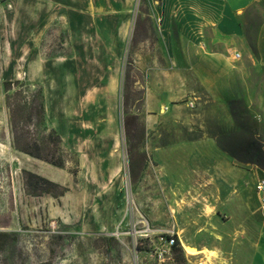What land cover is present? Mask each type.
<instances>
[{
    "label": "rangeland",
    "instance_id": "374dc122",
    "mask_svg": "<svg viewBox=\"0 0 264 264\" xmlns=\"http://www.w3.org/2000/svg\"><path fill=\"white\" fill-rule=\"evenodd\" d=\"M199 3L63 0L62 19L33 56L39 61L21 65L9 62L8 32L0 30V264L242 263L233 232L253 231L258 242L264 231L263 217L246 204L255 200V182L212 190L202 170L212 165L207 140L236 164L264 169L261 155L256 163L234 157L249 158L254 142L264 149V61L257 47L264 3L240 16L246 37L232 48L241 53L234 62L238 92L223 100L206 91L186 58L196 49L187 46L189 40L227 52L225 44L208 45L213 26L201 27L198 15L164 14ZM56 56L58 61H49ZM14 71L27 86L12 101L33 103L41 88L45 123L63 138L69 160L61 175L33 165L69 188L62 196L25 192L22 170L32 158L13 143L4 86L17 79ZM29 110L16 111V119L25 122ZM31 122L32 135L43 139L49 130L36 117ZM88 129L112 142L97 144L106 152L87 153L80 167L70 146ZM119 143V168L111 170ZM163 147L173 148L162 153ZM199 151V158H191ZM161 236L175 237L183 253ZM184 243L212 251L192 256Z\"/></svg>",
    "mask_w": 264,
    "mask_h": 264
},
{
    "label": "crops",
    "instance_id": "0c3cea01",
    "mask_svg": "<svg viewBox=\"0 0 264 264\" xmlns=\"http://www.w3.org/2000/svg\"><path fill=\"white\" fill-rule=\"evenodd\" d=\"M46 1V2H45ZM0 0V30H6L8 32L7 40L4 45L7 46V52L9 55L10 63L15 65L25 64L26 62H37L39 58L33 59V56H39L37 54L39 48L42 45V41L53 26V24L62 19L63 17V0ZM45 2V3H44ZM264 3V0H200L198 6L185 7L181 10H166L164 14H188L198 15V19L201 27L213 26L215 31L211 42H208L209 46H215L219 43L225 44L227 52L211 51L202 45L201 41H188V47H194L195 50H190L187 55V60L191 68L195 71L200 84L206 89V91L216 99H229L238 92V79L236 75L235 60L241 58L240 51L232 49L235 47V41H245L244 28L241 24L240 16L252 5ZM4 20L7 21L8 26H4ZM71 22L74 25V19L71 18ZM74 28V26H73ZM74 39V32L72 34ZM4 41V39H3ZM257 47L261 59L264 61V20L260 24L257 34ZM14 49H17L16 54L13 56ZM240 53V57H236V54ZM32 56V57H31ZM38 59V60H37ZM60 57L50 58V62H56ZM12 74L17 79H20L22 75H19V71H14ZM44 92L48 100L50 94V88L46 84L44 85ZM163 110H169V105H163ZM106 124V122H104ZM107 125H113L111 122H107ZM87 135H75L74 142L76 145L70 146L71 149L76 151L79 155V166H83V160L87 153H94L96 151L106 152V147L99 146L97 144L106 143L108 137L94 134V131L87 130ZM92 132V133H91ZM63 139V138H62ZM112 141L109 142L111 144ZM82 143H87V147ZM82 144V145H80ZM186 145V143L182 144ZM116 144L115 153L109 162L111 170L119 168L118 147ZM173 147L160 148L162 153ZM208 151L205 152L206 159L211 160L210 167L202 170V176L204 175L207 181V188L212 190H219L223 188L230 189L229 184L233 185L235 189H239L241 180H245L246 183L255 182L264 179V169H256L252 164L247 166H240L236 164L227 154L223 152L214 140H207L206 147ZM121 149V147H120ZM159 149V150H160ZM175 150V149H174ZM201 152H196L191 155L195 158H199ZM25 159L31 157V165L25 166L26 169L37 171L46 177L58 181L54 175L47 172H43L33 165L47 168L48 172H55L56 176L61 175L63 168L54 166L50 163H46L38 158L32 157L23 153ZM34 162V163H33ZM118 170V169H117ZM39 171V172H38ZM231 187V188H233ZM250 212L258 214L263 217L264 223V207L261 206L259 195L255 189V200L251 203H246ZM246 204H244L246 206ZM208 206V205H206ZM219 237V236H218ZM232 238L238 239L237 242L238 252L243 257L241 258V264H264V231L260 232L259 240L256 242V235L252 231H237L233 232ZM200 250L207 248L199 247L189 244ZM206 252H200L197 255L205 254ZM206 255V254H205ZM196 256V255H192ZM239 257V256H238ZM202 258V257H201ZM201 264V262H199Z\"/></svg>",
    "mask_w": 264,
    "mask_h": 264
},
{
    "label": "trees",
    "instance_id": "16d2710c",
    "mask_svg": "<svg viewBox=\"0 0 264 264\" xmlns=\"http://www.w3.org/2000/svg\"><path fill=\"white\" fill-rule=\"evenodd\" d=\"M247 35L250 38L248 32ZM4 86L7 95V105L11 111L13 143L16 149L54 166L65 168L69 157L63 145V139L55 128L49 129L45 123V96L43 90L39 88L34 92L33 103H29L27 100L21 103L20 101L13 102L12 97L16 96L20 98L19 96L23 93V88L26 87L27 84L20 79H14L6 80ZM27 108L30 110L26 116L25 122L18 121L16 119V111L23 112ZM34 117L37 119V124L43 125L46 130H49L43 139H39L32 135L30 124ZM253 146H255V150L253 152L250 151L249 158H244L235 154L234 157L242 162L256 163V157L261 155L262 163L264 164V149L261 146H256V142H254L252 147ZM22 174L24 189L27 194L43 195L47 193L59 197L64 195L69 189L67 186L30 169L24 168ZM172 248L183 253L179 242L174 243Z\"/></svg>",
    "mask_w": 264,
    "mask_h": 264
},
{
    "label": "built area",
    "instance_id": "2783aa9c",
    "mask_svg": "<svg viewBox=\"0 0 264 264\" xmlns=\"http://www.w3.org/2000/svg\"><path fill=\"white\" fill-rule=\"evenodd\" d=\"M236 57H240V53H237ZM189 105L194 106L195 102L193 100H190ZM255 189L259 195L260 204L262 207H264V179H260L256 182ZM161 239L164 240L167 247H169V248L172 247V245L175 242V238L173 236H171V237L161 236ZM163 251H166V250H161V252H160L161 255L163 254Z\"/></svg>",
    "mask_w": 264,
    "mask_h": 264
},
{
    "label": "bare ground",
    "instance_id": "6f19581e",
    "mask_svg": "<svg viewBox=\"0 0 264 264\" xmlns=\"http://www.w3.org/2000/svg\"><path fill=\"white\" fill-rule=\"evenodd\" d=\"M124 158H125V153H123V160H124ZM128 162V161H127ZM124 164V163H123ZM128 164V163H127ZM56 177V176H55ZM126 177V176H125ZM127 183V182H126ZM184 247H185V250H186V252L188 253V254H190V255H197V254H199L200 252H207V250L206 249H203V250H200V249H198V248H196V247H194V246H191V245H189V244H186V243H184ZM208 257H209V255H208Z\"/></svg>",
    "mask_w": 264,
    "mask_h": 264
}]
</instances>
